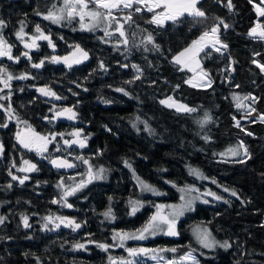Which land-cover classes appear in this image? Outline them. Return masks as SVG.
Segmentation results:
<instances>
[{"label": "trees", "instance_id": "obj_1", "mask_svg": "<svg viewBox=\"0 0 264 264\" xmlns=\"http://www.w3.org/2000/svg\"><path fill=\"white\" fill-rule=\"evenodd\" d=\"M60 3L61 0H0L5 37L13 36L21 22L31 34H37V24L45 31L48 25L54 30L50 34L59 53L76 45L88 53L87 60L71 68L53 64L48 57L34 53L31 60L19 56L11 73L15 77L26 74L29 78L17 79L14 85L16 118L35 127L46 125L42 121L45 117L49 125L54 124L50 121L52 106L45 105L44 98L29 87L52 89L60 97L53 103L57 109L72 108L77 114L74 122L60 117L57 124L79 129L88 147L79 151L58 145L60 150L52 149L47 160L57 156L78 163L79 153L89 161L92 170L105 171L103 178L67 197V203L72 205L68 208L61 197L84 179L87 166L79 161L74 172L58 171L36 153L13 142L14 133L8 130L11 127L1 129L0 217L5 219L0 224V264H110L109 257H117L119 251L113 247L104 251L97 244L114 245L115 232L138 228L139 223L153 215L154 205L165 200L177 201L175 189L192 184L199 186L201 193L209 190L221 199L207 195L208 203L196 204L192 212L179 219L177 238L163 235L134 245L176 248V253L159 252L172 258L194 249L199 264H264V73L254 64H264V40L248 35L258 23L264 29V16L256 10V4L263 7L264 3L232 0L234 7L229 10L228 0H200L198 8L205 12V17L185 15L178 22L163 26L149 23L151 12L142 9L137 13L134 4L131 9L116 11L119 18L129 14L132 17L130 21L118 19L123 24L127 45L114 31L115 23L109 29L114 34L107 38L96 29L80 30L77 20H65L57 26L36 15L45 14L53 4ZM221 20L229 27L224 28ZM217 24L219 49L224 52L207 47L198 56L199 67L208 74L211 86L188 85L185 80L191 73L171 58ZM149 34L152 42L147 40ZM41 60L42 67H32ZM138 75L140 78L136 79ZM118 88L124 92L116 91ZM234 95L239 98V109ZM168 97L196 111L178 112L160 103ZM206 112L211 120L201 126L199 122ZM4 123L6 117L0 114V124ZM241 142L247 148L246 156L238 147ZM229 148H237L241 155H221ZM24 160L36 164L38 171H18ZM190 169L198 170L207 179L190 174ZM9 172L29 178L21 185ZM136 177L169 195L142 197ZM61 182L63 187H58ZM133 198L144 200L135 215L130 214L129 201ZM109 208L115 219L103 215ZM22 216L28 217L30 227H24ZM49 216L53 222L44 228L45 217ZM57 216L74 219L81 227L76 231L62 225L55 228L54 224L59 223ZM196 224L206 226L216 239L227 241L231 247L201 249L191 233ZM78 243L85 247L74 248ZM121 256L127 255L123 252Z\"/></svg>", "mask_w": 264, "mask_h": 264}, {"label": "snow or ice", "instance_id": "obj_2", "mask_svg": "<svg viewBox=\"0 0 264 264\" xmlns=\"http://www.w3.org/2000/svg\"><path fill=\"white\" fill-rule=\"evenodd\" d=\"M251 3L252 0H249ZM262 3H264V0H261ZM199 3V0H61V4L58 7L56 4L52 5V8L49 9L47 14H42L40 12H36V15H43V19L51 21L53 24H60L62 21L67 20L68 22H72L73 20L78 19L80 23L81 29L85 30H95L97 28H101V30L104 32V35L107 37L112 36L114 33L109 31V28L112 27V24L115 23L117 27L115 28V32L119 33L120 37H125V32L123 28V24H121L118 20V18L113 15L114 10H120L123 9H131L133 5H142L143 9L147 12L153 13L152 18L149 23L155 24L157 26H163L166 21H172V22H178L182 17L185 15L193 18H203L205 17V12L197 7ZM229 10H231L234 5L232 4V0H228V3L226 5ZM157 9H160V11H156ZM257 12L260 16H264V7L257 6L256 7ZM141 7H136L135 12H141ZM90 21V23H85V20ZM126 20L130 21L132 19L131 14H129L126 18ZM221 24H223L224 28H228L229 25L224 24L223 21H220ZM21 28L19 31L15 33L17 39H19L26 49H34L38 48L39 45L37 44V41L39 40H45L48 42V45L50 47H55L53 44L50 35H46L43 30L41 29L40 25L37 24L35 27V32L37 35H33L30 37L31 42L25 41V36L27 33L24 31L23 22H21ZM5 23L3 20H0V28L5 27ZM258 29H261V25L258 23L255 27L250 29L248 35L253 38H258L260 40H264V29H261L258 31ZM218 32H219V26H214L211 28L210 31L203 32L196 40H193L192 43L185 48L183 51H181L178 55H176L173 59L176 64H185V60L183 58L188 57L192 61H194L199 67V61L197 60V57L201 52H204L205 48L211 45L213 48H215L216 51H220L219 48H216L217 44H220L221 41L218 38ZM148 42H152L153 37L149 34L147 37ZM123 43L127 45L128 41L125 38L123 40ZM12 45L8 44V42L4 39L3 35L0 34V57H7L9 60H15L16 62L19 61L20 57H13L12 55ZM158 47V46H157ZM222 47L226 48L227 45H223ZM24 57H27L29 60H31V57L29 56L28 52L22 53ZM88 59V53L82 49L79 45L75 46L74 52L70 56L65 57H57L53 56L51 58V61L53 63H65L69 68L72 67L73 64H79L82 62V60ZM254 63H257V66L261 69L262 72H264V64H259L258 62L254 61ZM44 64V60H41L39 63L33 64L32 67L34 68H40ZM101 68L104 67L103 64L100 65ZM133 67H136L133 65ZM193 70V69H189ZM139 71V69H137ZM205 76H207V73H204ZM6 76V79H5ZM29 78L26 74L16 76L14 77L11 73L7 71L6 68L0 67V83L3 84L4 88H10L11 84L10 82L13 79H27ZM139 75L136 77V79H139ZM187 83L192 84V81H186ZM131 83V82H129ZM193 87H196V84H192ZM206 86H211V81L209 80ZM41 94L45 96H53L56 99H60L59 96H56V93L51 91V89L45 87V88H39L37 89ZM0 91H3V89H0ZM116 91L124 92V89L118 88ZM125 95L128 93L125 92ZM5 97H0V99H4ZM234 100H237L236 107L239 109L241 107V104L239 103V98L235 95L233 96ZM161 104L166 105L170 108H175L178 112H185V113H191L195 112V108H190L183 104H177L173 100L172 97H168L166 100H161ZM3 105H0V108H3ZM9 113V118L11 119V106L9 105V108L6 110ZM253 111H255L253 109ZM57 116H63L67 115L68 119H75L76 113L73 111L72 108H65L61 110L60 112L56 113ZM211 120V117L206 112L204 115V119L200 121L199 123L201 126L208 123ZM26 123V122H25ZM135 126V125H134ZM239 121H237V127H239ZM0 127H7V124H0ZM251 135V133H248ZM63 136L64 134H60ZM69 135L75 137L76 139H73L72 141L64 140V144L71 146L72 144H78L79 147L83 148L85 147V140L80 139V131H76L73 133H70ZM16 139L17 141L22 145V147L31 150H35L38 154H43L48 151V144L52 142V140L55 139V136L52 137V140H49L47 136H43L37 132H35L34 129L31 128V126H28L24 133L21 132L16 133ZM204 139L207 141L209 137H204ZM240 149H243V154L247 155V148L244 146L243 142H241L238 146ZM57 151L60 149L57 148ZM3 152V145L0 144V153ZM221 155H231L233 157L241 155V152L238 151L237 148H229L226 153H221ZM77 159L81 160L82 163L88 165V172H87V180H81L79 183H77L74 187L68 188V190L64 191L61 200L64 201V206L71 208L72 205L67 203L66 198L69 196L74 195L77 191L81 190L82 188L86 187L88 183H91L94 179H101L103 178L104 169L101 168L98 170V172L94 173L92 170V166L89 163L87 159H84L83 157H77ZM243 163L244 161H239ZM51 163L56 168H73L76 167L75 164L69 162L67 159H52ZM24 167L19 168L18 170L21 172H34L38 171L36 164L31 163L28 160L23 161ZM125 165L131 169V164H129L127 161H125ZM15 166V165H13ZM190 174L196 175L198 178L201 179H207V177H204L202 173H200L196 169H190ZM9 175L12 176L13 180H19V183L22 185L24 184L25 180H27L29 177L26 175L23 178H19L15 175H12L11 172H9ZM136 180L138 184L141 187L142 191H149L152 192L154 195H161L160 192H158L154 187L147 184L143 180H141L139 177H136ZM215 183V180L212 181ZM11 187V185H8ZM175 187V185H173ZM58 187H63V183L61 182L58 184ZM181 193H184L185 191L191 193V192H199V189H196L194 187H188L186 189H179ZM225 191H228V189H225ZM204 195H210L213 196L215 199H221V197L217 196L216 193L208 191ZM232 195L235 196V191L232 192ZM111 199V198H109ZM195 199H200V196L192 197L191 199H188L183 203L182 205H164V204H157L154 205L156 208L155 213L148 219V221L145 222V224L137 229L135 232H115L113 234L112 239L114 241H118V244L116 245H108V244H97V247L101 248L104 251H108L110 247H120L124 248L125 251L128 254V258L121 257L119 261L114 259L113 257H109L110 264H142V261L139 259H136L141 256H148L151 254V259L157 260L158 264L159 261H164V264H185V262L190 261L191 264H199V260L196 259V257L192 254L194 249L185 253L184 255L179 256L178 258H172V259H165L163 256H158L157 253L159 252H172L176 253V248L171 249H148V248H126L125 242L128 240H145L149 236H155L157 234L162 233L163 235L167 236H177L179 235L176 224L177 220L180 216L183 215L184 210L188 209L191 210L192 203ZM181 200H185L184 195H181ZM53 203H57V201L53 200ZM204 203H208L207 200L203 201ZM131 204V215H135V213L139 210L140 204L138 201H129ZM165 209H170V211H165ZM105 218L115 219V217L112 215L111 209L109 208L108 211L103 213ZM4 217H0V224L4 222ZM23 225L25 228L30 227L28 223V217L22 216L21 217ZM45 220L47 223H45L44 228L48 227V223L53 222V217H45ZM55 220L59 221V223H55L54 227L59 228L61 225L64 227H70L73 231H76L81 227L80 223H77L74 219H70L68 217H55ZM195 236L197 239V242L203 247V248H214L217 244H219V241H216L214 237H212V234L207 229H200L197 228L195 230ZM76 249H83L85 247L84 244H76L73 246ZM220 247L222 248H229L231 245L225 241L223 244H220Z\"/></svg>", "mask_w": 264, "mask_h": 264}, {"label": "rangeland", "instance_id": "obj_3", "mask_svg": "<svg viewBox=\"0 0 264 264\" xmlns=\"http://www.w3.org/2000/svg\"><path fill=\"white\" fill-rule=\"evenodd\" d=\"M200 1V0H199ZM61 4V3H60ZM60 4H58L57 6L59 7L60 6ZM256 6H258L257 4H256ZM136 7H141L142 9H143V6L142 5H136ZM197 7H198V5H197ZM262 7V6H261ZM264 7V6H263ZM123 9V8H122ZM116 11H118V10H114L113 11V15H115L118 19H125L126 18V16H124V15H122V17L121 18H119L118 16H117V14H116ZM146 11V10H145ZM156 11H160V9H157ZM45 14H47V12L45 13ZM152 15H153V13H151ZM42 18H43V15H40ZM43 20H45V19H43ZM77 20V22H78V25H79V28H80V30H85V29H81V27H80V23H79V21H78V19H76ZM62 22H64V21H62ZM119 22L121 23V21L119 20ZM167 22H172V21H166L165 23H167ZM85 23H90V21H88L87 19L85 20ZM164 23V24H165ZM55 25H57V26H60L59 24H55ZM215 26H219L218 24L217 25H215ZM103 27V25L101 26V28ZM214 27V26H213ZM20 28H21V26H20ZM19 28V29H20ZM46 28H47V30L48 31H45L44 29H42L43 30V32L45 33V34H48V33H53L54 32V30L52 29V28H50V26H46ZM101 28H97L96 30H99V31H102L101 30ZM19 29L17 30V31H19ZM110 29V28H109ZM34 30H35V28H34ZM211 30V29H210ZM210 30H208V31H210ZM219 30H220V26H219ZM259 30H261V29H258V31ZM16 31V32H17ZM24 31H25V33H27V35L25 36V41L26 42H31V40H30V37L31 36H33V35H36V34H31V33H29V31H27V29L24 27ZM110 31V30H109ZM16 32H14V35L13 36H11V35H9V37L11 38V39H13V42H15V44L17 45L18 43L19 44H23L19 39H17V37H16V35H15V33ZM103 32V31H102ZM104 33V32H103ZM0 34H2V35H4L3 34V32H2V28H0ZM218 34H219V32H218ZM217 34V35H218ZM118 35H119V33H118ZM4 37V36H3ZM107 37V36H106ZM111 37V36H110ZM107 38H109V37H107ZM122 38V40L124 39V37H121ZM4 39H5V37H4ZM5 40H7V39H5ZM190 45V44H189ZM188 45V46H189ZM187 46V47H188ZM221 46V43L220 44H217L216 45V48H219ZM186 47V48H187ZM208 47H211V48H213L211 45H209ZM73 49V48H72ZM185 49V48H184ZM184 49H182V50H180L178 53H176L175 55H173V57L171 58V60L175 63V61H174V57L176 56V55H178L181 51H183ZM207 49V47L205 48V50ZM74 50V49H73ZM72 50V51H73ZM184 60H185V64H178L179 65V67L181 68V69H184V70H187V71H189L191 74H190V76L185 80V83L186 84H188V85H191L192 86V84H196L197 85V87H201V86H206L207 85V83H208V81H209V78L207 77V76H205L204 75V70L202 69V68H200V67H197V65H196V63L194 62V61H192L191 59H189L188 57H185V58H183ZM197 60L199 61V66H200V64H201V62H200V60H199V58L197 57ZM85 60H82V62H84ZM81 62V63H82ZM193 69V70H189V69ZM189 80H191L192 81V84H190V83H187L186 81H189ZM167 98H164V99H161V100H166ZM160 100V101H161ZM175 102H177V104H183V105H186V104H184V103H181L180 101H178V100H175V99H173ZM164 105V104H163ZM166 106V105H165ZM187 106V105H186ZM57 105H53L52 106V115L54 114V113H56V112H58V111H60V110H58L57 109ZM175 109V108H174ZM247 109H249V105H247ZM6 118H8V121H15L17 118H15V117H13V116H11V119L9 118V117H6ZM71 121H75V119H71ZM23 121H20V122H18V121H15V125L17 124L18 126H20L22 129H26V128H24L25 126H24V123H22ZM20 131V130H19ZM73 132H76V130H75V128H70L66 133L69 135L70 133H73ZM70 137H73V136H71V135H69ZM80 139H82V138H80ZM84 140H86L85 138H83ZM0 144H1V142H0ZM75 148H81V147H77L76 145H75ZM0 155H1V153H0ZM38 156V155H37ZM77 157H82V155H80L79 153L77 154ZM66 158V157H65ZM77 159V158H76ZM78 160V163H75V165L76 166H78L79 167V161H81V160H79V159H77ZM49 162H51V159H49L48 160ZM72 161V160H71ZM73 162V161H72ZM73 164H74V162H73ZM86 166H87V171H86V173L84 174V179L83 180H87L88 179V177H87V172H88V165L87 164H85ZM21 167H24V164L22 163V166ZM20 167V168H21ZM19 169V168H18ZM17 169V170H18ZM76 169L77 168H75L74 167V169H72V170H69V172H74V171H76ZM19 171V170H18ZM93 172L94 173H96L97 171L96 170H94L93 169ZM94 181H97V179H94V180H92V182H94ZM135 181H136V183H137V187H138V191H139V193H140V195L142 196V197H146V196H151V197H154V198H163V197H167L168 195H169V193H166L165 191H163V190H161V189H159V188H157V187H155L154 185H152V184H150V183H148L147 181H145V180H143L144 182H146L147 184H149V185H151L152 187H154L158 192H160L161 193V195H154L152 192H149V191H142L141 190V187H140V185L138 184V182H137V180H136V178H135ZM188 187H194V188H196V189H199V192H191V193H189V192H187V191H185L184 193H181V191H179V189H186V188H188ZM209 190H205L204 192L205 193H207ZM175 192L177 193V195H178V200L177 201H169V200H165V201H160V203L159 204H164V205H177V206H179V205H182L183 203H185V201L186 200H188V199H191L192 197H195V196H200V199H195L194 201H193V203H192V207H191V210H188V209H185L184 210V213H183V215L182 216H180L179 218H178V220L179 219H181L186 213H189V212H192L193 210H194V208H195V206H196V204H198V203H204L203 201L204 200H206V198L208 197L207 195H204V193H201V190H200V187L199 186H194L193 184H192V186L191 185H185V187H183V186H179V187H177L176 189H175ZM184 195V197H185V200H181V195ZM132 201H138L139 202V204H140V207L144 204V200L142 201V200H140V199H134L133 198V200ZM145 201H146V199H145ZM139 207V208H140ZM156 211V210H155ZM155 211H154V213H155ZM165 211L167 212V211H170V209H165ZM177 220V221H178ZM140 225L138 226V228H133V229H135V230H133L132 229V231L131 232H135L137 229H139V228H141L144 224H145V221H143L142 223H139ZM197 228H200V229H207L208 231H210L206 226H204V225H200V224H196V225H194L193 227H192V229H191V233H192V235H193V238H194V240H195V242H196V244L201 248V249H206V250H214V249H217V248H222V247H220V244H223V241L222 240H219V239H216L213 235H212V237H214V239L216 240V241H219V244H217L214 248H211V249H208V248H203L198 242H197V239H196V236H195V230L197 229ZM126 232V231H125ZM129 232V231H128ZM211 232V231H210ZM212 234V233H211ZM157 236H163V234L162 233H160V234H157V235H155V236H149L147 239H150V238H154V237H157ZM147 239H145V240H147ZM145 240H128V241H126L125 242V247L126 248H140V247H142V246H140V245H134L135 243H140V242H143V241H145ZM132 243V245L129 247V246H127V243ZM116 244H118V241H115V244L114 245H116ZM134 245V246H133ZM144 248V247H143ZM113 249L114 250H118L119 252H118V254H117V257H113L114 259H116L117 261H119V259L122 257L121 255L123 254V252L127 255L126 257H124V258H128V254H127V252L125 251V249L124 248H120V247H115V246H113ZM189 252V251H188ZM187 253V252H186ZM185 253H183L182 255H184ZM192 254L196 257V259L198 260V258H197V256L192 252ZM157 255L158 256H163L166 260L167 259H172V257H168L167 255H164V254H160V253H157ZM148 258H142V257H138V258H136V259H139V260H141L142 261V264H145L148 260L151 262V264H158V262H157V260H153V259H151V254H149L148 256H147ZM179 257V256H178ZM178 257H173V258H178ZM148 259V260H147ZM159 264H164V261H159ZM185 264H191V262L190 261H188V262H185Z\"/></svg>", "mask_w": 264, "mask_h": 264}, {"label": "flooded vegetation", "instance_id": "obj_4", "mask_svg": "<svg viewBox=\"0 0 264 264\" xmlns=\"http://www.w3.org/2000/svg\"><path fill=\"white\" fill-rule=\"evenodd\" d=\"M46 35H50V37L52 36L50 33H48ZM5 39H7L6 41L8 42V44H10V45L13 46L12 47V55H13V57H19V56L22 55V53L28 52L29 53V56L31 55V53H34V54H37L38 57L45 56V57H48L51 60V58L53 56H57L58 57V56H61V55H64V54H67V53L72 52L73 49L75 50V47H74L73 49L69 50L68 52L59 53V50H58V48L56 46L54 48L53 47H50L48 45V42L45 41V40H39V41H37V44L39 45L38 48L26 49L24 47V44H17L16 45L15 42H13V39H11L9 37V35H7V37H5ZM51 40H52V42L54 44V41H53L52 38H51ZM43 41H45L46 44H41V42H43ZM17 63H19V61L16 62L15 60H9L7 57H0V67L6 68L9 73H11V71L13 70V68L16 66ZM53 64H56V63H53ZM61 65L65 66V67H68L67 65L62 64V63H61ZM5 79H6V76H5ZM16 81H17V79H13L10 82V84H11V87L10 88H4L3 84L0 83V89H3V91H0V97H5L4 99H0V105H3L4 106L3 108H0V114H4L5 117H9V113L6 110L9 108V105H10L11 106V109H12L11 116H13V117L16 118V114H15L16 106L14 105L13 100H12V94L14 93V85H15ZM39 88H45V87H42L40 85H38L36 87L31 86V87H29V90L32 91V92L39 93L38 90H37ZM51 91H52V89H51ZM40 96H42V98H44V104L45 105H51V106H53L54 105L53 103H56V98L53 97V96H45L43 94H40ZM60 111H58V112H60ZM58 112H56V113H58ZM56 113H54L53 116L50 119V121L52 123H54V124L49 125V123H50L48 121L49 119L45 117L42 121H44V123H46V125H42V126L39 125L40 127H37V126L35 127V126L31 125L25 119H22V120L16 119L15 120V121H18V122L23 121L22 123H24V126H25L24 128H27L28 126H31V128L34 129L35 132H37V133H39V134H41L43 136H47L49 138V140H52V137L55 136V139L52 140V142L48 144V151L47 152H45L43 154H38L35 150H31L32 153H36V155H38V158L41 161H43V162L46 161L47 164H49V165H50L51 162H49L47 160L46 155L49 154V152L52 151V149L56 150V148H57L58 145L63 146L65 148H69V147L75 148V146H67L66 144H64V140H68L69 141V139L75 138V137H70L68 134H66L65 131L69 130L70 127H65L63 125L57 124L58 118L64 117V115L63 116H57ZM65 116H66V118L64 117L65 120H63V121H66L67 120V121L70 122V119L67 118V115H65ZM15 121H8V118H6V123H4V124H7V127L8 126L11 127L8 130H10V131H12V133H14L13 142H15L17 144V142H16V133L19 130L21 131L23 129L20 126H18L17 124L15 125ZM5 128L6 127H0V130L1 129L3 130ZM38 129H41L42 131L48 130V133H43V132H41V130H38ZM75 130L76 131H80L79 129L78 130L75 129ZM80 133H81V131H80ZM60 134H64V135L61 136ZM80 138L83 139L85 137L83 135H80ZM87 147H88V142H87V140H85V147H83V148H75V149H77L79 151H86ZM25 150L30 151L29 149H25ZM54 158H58V157L57 156L56 157H52L51 160L54 159ZM61 158L68 159L67 157L66 158L65 157H61ZM68 160H71V159H68ZM74 164H75V162H74ZM75 168H78V166H76ZM57 170L58 171H63V170H61L59 168H57ZM63 172H67V171H63ZM176 226H177V224H176ZM177 229H178V227H177Z\"/></svg>", "mask_w": 264, "mask_h": 264}, {"label": "water", "instance_id": "obj_5", "mask_svg": "<svg viewBox=\"0 0 264 264\" xmlns=\"http://www.w3.org/2000/svg\"><path fill=\"white\" fill-rule=\"evenodd\" d=\"M73 52H74V51H72V52H70V53H67V54H64V55H61V56H58V57L70 56ZM60 63L65 64V63H63V62H60ZM65 65H66V64H65ZM73 65H74V64H73ZM38 92H39V91H38ZM39 94H41V93L39 92ZM64 117L66 118V116H64ZM24 131H25V129L21 130L20 132L23 134ZM73 139H76V138H71V139H69V141H72ZM16 142H17V144H18L22 149H26V148L22 147V145L17 141V139H16ZM75 145H76L77 147H79L78 144H72L71 146H75ZM67 146H69V145H67ZM58 158H60V159H64V158H61V157H58ZM54 159H56V158H54ZM67 160H68V159H67ZM68 161L71 162V163H73L71 160H68ZM50 165H51L53 168L57 169L55 166L52 165V163H50ZM59 169H61V170H63V171H69V170L74 169V167H73V168H59ZM176 229H177V226H176ZM166 236H167V235H166ZM167 237H169V238H177L178 235H177V236H167Z\"/></svg>", "mask_w": 264, "mask_h": 264}, {"label": "crops", "instance_id": "obj_6", "mask_svg": "<svg viewBox=\"0 0 264 264\" xmlns=\"http://www.w3.org/2000/svg\"><path fill=\"white\" fill-rule=\"evenodd\" d=\"M256 66H257V63H254ZM260 64V63H259ZM258 67V66H257ZM259 68V67H258ZM259 70L261 71V69L259 68ZM262 72V71H261ZM262 73H264V72H262Z\"/></svg>", "mask_w": 264, "mask_h": 264}, {"label": "built area", "instance_id": "obj_7", "mask_svg": "<svg viewBox=\"0 0 264 264\" xmlns=\"http://www.w3.org/2000/svg\"><path fill=\"white\" fill-rule=\"evenodd\" d=\"M220 52H221V53H223V52H224V50L222 49V50H220ZM225 79H227V78H225Z\"/></svg>", "mask_w": 264, "mask_h": 264}, {"label": "bare ground", "instance_id": "obj_8", "mask_svg": "<svg viewBox=\"0 0 264 264\" xmlns=\"http://www.w3.org/2000/svg\"><path fill=\"white\" fill-rule=\"evenodd\" d=\"M222 76H223V74H222ZM225 79V78H224Z\"/></svg>", "mask_w": 264, "mask_h": 264}]
</instances>
